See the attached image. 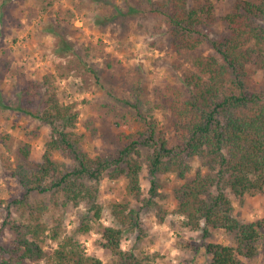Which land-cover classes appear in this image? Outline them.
I'll list each match as a JSON object with an SVG mask.
<instances>
[{
  "label": "trees",
  "instance_id": "16d2710c",
  "mask_svg": "<svg viewBox=\"0 0 264 264\" xmlns=\"http://www.w3.org/2000/svg\"><path fill=\"white\" fill-rule=\"evenodd\" d=\"M131 5L127 13L114 8L111 19L135 14L152 18L166 28L176 53L190 55L191 68L183 75L185 91L169 86L160 99L162 111L171 119L172 137L146 112L144 89L139 86L121 96L115 95L113 86L106 91L116 101L103 107L115 129H121V122L129 124L127 115L135 124L128 126L129 134H117L115 151L95 157L82 147L74 107L61 102L48 80L30 83L18 107L4 104L0 97V109L22 112L49 128L40 162L31 160L30 145L25 144L22 161L7 168L21 193L7 203L0 264H140L132 252L122 249L127 233L142 234L139 212L129 202H115L108 207L111 224L101 222L105 208L99 201L100 184L121 175L126 177L128 195L149 209L160 197L159 175L173 174L185 181L177 192L176 210L185 227L204 238L218 230L232 238L231 245L205 246L212 264H242L259 254L264 219L240 221L228 194L264 195V0H235L221 18L227 32L221 37L211 36L218 23L213 0H143ZM60 43L61 51L70 50L68 40ZM204 45L212 52L196 54ZM91 71L106 89L97 71ZM259 74L262 85L256 80ZM119 104L129 110L122 111ZM91 124L88 120L85 125ZM191 158L203 169L187 181ZM145 168L151 177L148 199L142 197L140 180ZM39 195L52 197L51 206L60 213L72 206L86 207L88 214L73 230H67L62 216L51 225L46 221L50 206L35 198ZM5 231L11 235L7 242ZM92 231L100 235L99 248L111 254V263L85 252L79 237Z\"/></svg>",
  "mask_w": 264,
  "mask_h": 264
},
{
  "label": "rangeland",
  "instance_id": "374dc122",
  "mask_svg": "<svg viewBox=\"0 0 264 264\" xmlns=\"http://www.w3.org/2000/svg\"><path fill=\"white\" fill-rule=\"evenodd\" d=\"M141 1L0 0V97L4 104L18 107L23 103L22 91L30 83L48 80L61 102L74 107L78 114L77 133L83 137L82 147L95 157L115 151L117 134H129L128 126L135 124L131 115H127L129 124L121 122V129H115L103 107L116 101L106 91L113 86L115 95L121 96L134 92L139 86L144 89L142 99L146 102V112L171 138V119L162 111L160 99L168 93L169 86L185 91L183 75L191 68L190 55L176 53L166 28L152 18L135 14L111 19L114 8L127 13L131 2ZM213 2L218 23L211 36H225L227 32L221 18L231 11L235 0ZM105 17L107 21H104ZM61 40H68L70 50H60ZM210 52V46L204 45L196 54ZM91 70L97 71L106 89L97 84ZM260 75L256 80L262 85ZM127 110L128 107L122 106V111ZM88 120L92 124L86 127ZM48 133L49 128L33 117L0 109V229L8 213L7 203L21 193L19 184L7 168L22 161L20 150L25 144L30 145L31 160L40 162ZM56 158L61 160L60 156ZM187 160L192 167L187 175V181H190L203 167L196 159ZM140 180L142 197L148 199L151 177L146 168ZM157 180L160 197L149 209L142 201L128 195L124 175L115 180L104 179L100 184L99 201L105 208L101 222L111 224L110 204L129 202L139 212L142 234L127 233L122 249L132 252L140 264H212L205 246L209 243L231 245L232 238L223 230L212 231L210 237L204 238L201 232L185 227L184 218L176 213L177 192L185 181L173 174L159 175ZM228 196L234 206V215L240 221L264 219L263 194L238 198L229 193ZM35 198L50 206L46 221L52 225L53 220L62 216L68 231L78 225L82 215L88 214V208L72 206L60 213L52 208L49 195ZM4 235L3 242H7L11 235L8 231ZM79 239L88 255L111 263V254L99 248L100 235L96 231ZM263 245L264 240L259 254L252 259H243L242 264H264ZM50 247L49 242L47 248Z\"/></svg>",
  "mask_w": 264,
  "mask_h": 264
}]
</instances>
